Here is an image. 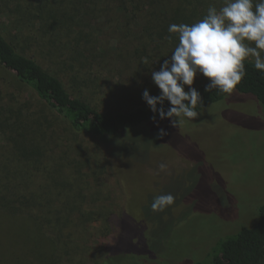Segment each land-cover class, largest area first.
Instances as JSON below:
<instances>
[{"label": "rangeland", "instance_id": "rangeland-1", "mask_svg": "<svg viewBox=\"0 0 264 264\" xmlns=\"http://www.w3.org/2000/svg\"><path fill=\"white\" fill-rule=\"evenodd\" d=\"M7 7L6 1H0L1 29L9 28V18L2 12ZM106 22L101 24L99 34L104 48H99L104 50V56L108 53V63L94 76L102 84L101 91L89 89L84 95L100 109L122 112L141 96L137 93L127 97L128 90L135 85L133 81L138 86L149 84L148 90L161 92L152 72L159 71L166 60L161 54L134 64L126 58L130 65L124 66L119 57L127 43ZM56 37L65 41L63 36ZM0 77L20 102L39 110L36 94L17 84L14 73L1 69ZM207 79L198 75L193 87L198 88ZM69 91L72 93L71 88ZM7 97L12 99L9 92ZM51 122L54 126L45 139L40 138V144L48 150L47 162L54 170L48 171L47 177L46 172L32 174L33 183L25 184L23 190L31 195L42 185L40 188L51 187L53 192L51 181L58 174L62 184L74 186L75 195H71L76 202L71 212L82 207L85 213L87 224L84 223L83 233L88 251L77 244L62 262L59 260L61 264L101 263L108 258L106 264L207 261L213 242L234 228L227 226L229 221H234L235 227H248L264 204V108L251 96L234 95L201 112L195 120L186 119L178 128H172L167 120L135 130L126 141L94 140L72 133L62 119L52 118ZM161 129L169 135L160 138ZM0 146V156L9 157L10 151L3 143ZM161 164L167 166L163 171ZM63 169L71 172L69 180ZM165 194L175 197L174 204L164 211H153L154 197ZM57 205L58 202L53 206ZM110 212L117 213L116 228L107 239L104 236ZM10 220L0 215V226L8 228ZM14 230L10 234L8 230L9 235L0 232V264H17L15 261L21 255L25 260L35 256L30 240L17 237ZM48 234L52 235L50 230ZM74 234L76 241L84 244L82 236Z\"/></svg>", "mask_w": 264, "mask_h": 264}, {"label": "trees", "instance_id": "trees-1", "mask_svg": "<svg viewBox=\"0 0 264 264\" xmlns=\"http://www.w3.org/2000/svg\"><path fill=\"white\" fill-rule=\"evenodd\" d=\"M0 1H6L8 7L2 12L9 18V28H0V72L2 69L14 73L13 80L32 90L41 106L35 111L28 103L20 102L0 77V143L10 151L9 157L0 156V215L12 219L9 221L12 224L7 223L8 228L0 226V232L9 235L15 228L17 237H26L32 243L35 256L25 260L21 255L15 261L17 264H61L59 260L62 262L77 244L84 252L88 251L83 233L87 224L85 213L82 207L71 212L76 202L71 195L75 193L74 186L62 184L58 174L51 181L53 192L51 187L40 188L42 185L31 195L23 190L25 184L33 183L32 176L36 173L46 172L47 177L54 170L53 167L50 170L51 162H47L48 150L40 144V138L45 139L54 126L51 119H62L76 135L106 142L126 141L131 132L168 120L153 113L143 99L149 84L138 86L133 81L135 85L128 90L127 97L137 93L141 96L122 112L100 109L85 97L89 89L100 93L102 84L94 76L108 63V53L104 56V50L99 48H104L99 35L101 24L107 20L108 27L125 39L127 44L119 57L124 66L130 65L126 58L134 64L144 58L153 60V55L161 54L167 60L179 42L177 34L169 33V25L198 22L207 14L209 6L219 10L224 0ZM59 35L65 38L64 42L56 37ZM245 67V79L231 94L215 89L205 91L209 80L202 82L196 88L203 101V106H197L198 113L209 111L234 95L251 96L264 108V73L255 69L254 60L247 59ZM148 92L152 96L160 95L154 89ZM170 106L166 101L165 111ZM68 170L63 169L66 179L71 176ZM56 202L58 205L54 207ZM116 214L108 215L104 236L107 239L115 231ZM233 225L234 228L213 242L207 261L193 264H264V204L248 227H235L234 221L227 224ZM49 230L52 235L48 234ZM74 233L82 236L84 244L76 241Z\"/></svg>", "mask_w": 264, "mask_h": 264}, {"label": "clouds", "instance_id": "clouds-1", "mask_svg": "<svg viewBox=\"0 0 264 264\" xmlns=\"http://www.w3.org/2000/svg\"><path fill=\"white\" fill-rule=\"evenodd\" d=\"M168 31L177 34L179 42L170 59L159 71L152 72L160 95L152 96L145 90L143 99L153 113L170 120L172 128L182 126L186 119L195 120L200 114L196 109L203 106L202 96L193 87L198 75L209 80L205 91L215 89L231 94L247 75L248 58H254L255 69L264 73V0H224L219 10L209 6L200 21L171 24ZM166 101L171 105L167 111ZM167 135L160 130V138ZM166 167L161 164V171ZM174 202L171 194L157 195L151 207L156 212L164 211Z\"/></svg>", "mask_w": 264, "mask_h": 264}]
</instances>
